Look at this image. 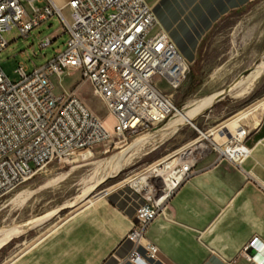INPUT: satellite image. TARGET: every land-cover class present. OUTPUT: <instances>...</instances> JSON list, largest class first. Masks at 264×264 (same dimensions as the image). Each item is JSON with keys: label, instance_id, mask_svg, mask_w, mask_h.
I'll list each match as a JSON object with an SVG mask.
<instances>
[{"label": "built area", "instance_id": "obj_1", "mask_svg": "<svg viewBox=\"0 0 264 264\" xmlns=\"http://www.w3.org/2000/svg\"><path fill=\"white\" fill-rule=\"evenodd\" d=\"M54 14L68 33L62 52L32 73L20 64L17 83L0 65V199L54 159L91 149L112 136L139 135L179 113L167 90L181 87L191 62L158 27L155 11L145 0H70L63 7L54 0H0V54L9 45L7 32L17 28L27 36ZM54 39L46 36L40 46ZM76 72L115 117L112 132L76 93L56 90L55 76ZM193 166L179 165L176 170L184 168L185 179ZM182 181L171 193L165 185L158 199L152 190L136 189L145 203L127 234L132 244L128 261L152 264L149 260L159 258L147 229Z\"/></svg>", "mask_w": 264, "mask_h": 264}, {"label": "rangeland", "instance_id": "obj_2", "mask_svg": "<svg viewBox=\"0 0 264 264\" xmlns=\"http://www.w3.org/2000/svg\"><path fill=\"white\" fill-rule=\"evenodd\" d=\"M46 36L55 37L54 42L41 47ZM6 38L9 45L0 54V65L11 82L17 83L21 80V75L17 72L20 64L27 68V73H32L36 67L65 49L68 33L62 19L54 14L32 29L29 35L22 36L17 28H13L6 33ZM263 61L264 0H255L246 8L229 13L215 24L201 43L196 61L191 62L187 80L177 90H167L173 93L179 112L189 109L194 101L227 90L212 107L175 131L165 130L170 120L168 119L139 135L112 136L97 143L91 148L93 156L88 159H82L81 153L54 159L0 199L1 240L6 237L10 228L32 222L29 228L13 235L0 249V264L15 258L32 243L34 245L13 264L39 262L46 252L61 245L63 238L66 241L70 238V232L80 217L78 212L83 207L96 204L105 192L113 188L121 185L131 187L132 185L121 181L198 137L199 142L179 150L167 160L172 165L169 169L148 178L155 185L150 193L153 198L158 199L162 195L164 178L179 165H194L193 171L197 165H207L213 160L231 161L221 155L219 148L222 143L217 131L207 138L201 137V134L216 128L239 110L264 99V72L250 90L247 84L249 75ZM54 82L58 92L76 93L95 115L104 120L109 131H113L115 117L108 112L100 97L94 94L92 85L80 78L79 72L55 76ZM161 85L166 86L164 82ZM178 115L179 113L174 115V118ZM138 136L147 138L143 143L132 145ZM118 154L120 163L127 161L126 166L119 171L115 161L101 165L97 163L98 160ZM106 175L112 177L99 183ZM86 195L96 197L93 204L87 205L86 200H82ZM71 216L74 217L66 220Z\"/></svg>", "mask_w": 264, "mask_h": 264}, {"label": "crops", "instance_id": "obj_3", "mask_svg": "<svg viewBox=\"0 0 264 264\" xmlns=\"http://www.w3.org/2000/svg\"><path fill=\"white\" fill-rule=\"evenodd\" d=\"M54 1L63 7L70 0ZM145 1L155 11L158 27L195 62L215 24L255 0ZM258 102L219 124L226 121L222 127L236 125L243 133L241 143L249 149L243 161L197 165L149 224L147 238L159 248L152 264H264V104L252 107ZM144 203L132 186L105 192L99 202L78 212L70 238L34 264H135L127 260L132 250L127 234Z\"/></svg>", "mask_w": 264, "mask_h": 264}, {"label": "bare ground", "instance_id": "obj_4", "mask_svg": "<svg viewBox=\"0 0 264 264\" xmlns=\"http://www.w3.org/2000/svg\"><path fill=\"white\" fill-rule=\"evenodd\" d=\"M263 72H264V61L261 62L259 65H257V67L249 75V80H248V83H247L248 84V88H249L248 90H250V88L253 85H255L254 83L257 80H259V78L263 74ZM226 91L227 90H222V91L216 92V93H214V94H212V95H210V96H208L206 98H203L201 100L194 101L193 103H191V106H190L189 109H187V110H185L183 112H179L178 117L174 118V116H173V118H171L169 120V122L167 123V125L165 127V130L175 131V130H177L179 128V126L185 124L186 122H190L191 123L193 119H195L198 116H200L206 109H209L210 107H212L214 105V103L219 101V99L222 98V96L225 94ZM261 104H264V99L260 100L256 105H254L252 107L253 108L257 107L258 108L259 105H261ZM236 118H239V117L236 115ZM225 122H224V124L219 125L216 128H212V129L208 130L207 132H202L201 137H206L207 138V137H209L212 134H216V131H217L218 132L217 135L219 136V138L221 140V143H222V146L219 148L220 152L224 156H226L227 158H229L232 161H234L235 163L241 162V161H243L244 157H246L248 155V153H249V149L244 147L243 144L241 143V140L243 139V133L240 131L239 127H237L236 125H233L230 128L222 127V126L226 125ZM234 122H236V121H234ZM232 124H233V122H232ZM223 128L228 130L230 133H232V137L231 138H229L228 135L225 134V131L223 130ZM138 137L139 138H137L132 145H137L138 143H143V141L147 138L145 136H141V137L138 136ZM199 141H200V137H198L195 140H193L192 142L186 144L181 149H178L175 152L169 154L168 156L156 161L155 163H153L149 167L143 169L142 171H140V172H138V173H136V174H134L132 176H129V177L125 178L123 181H121V183H125V184L128 183V184L134 186L137 190H141V189L145 188L147 190H152L153 191L155 185H154L153 182H149L148 178L149 177H155V176L161 174L162 172H164L165 170L169 169L172 165L170 164V162L167 163V160L174 153L178 152L179 150L181 151V150H183V149H185V148H187V147H189V146H191L194 143H197ZM79 153H81L80 156L82 157V159H88V158L93 156V153H92L91 149H87V150H83V151H77V152H75L73 154H79ZM72 155H70L69 157H72ZM119 158H120V154L114 155V156H112V157H110L108 159L98 160L97 163L101 165L104 162L115 161L117 167L119 168L118 169V171H119V170L123 169L124 166H126L125 164L127 163V161L123 162V163H120L119 162ZM185 165H190V164L189 163L183 164V166H185ZM176 169L177 168L173 169L164 178L165 185L167 186L166 193H171L175 189L176 185L180 181H182V179H184V174H185L184 173V168H182V170H176ZM108 177H112V175L111 176L110 175L109 176H107V175L104 176L100 180L99 183L103 182ZM100 197H101V195H100ZM83 199L86 200V203L88 205V204H93L94 201L96 200V197L95 196H87L86 195L84 198H82V200ZM31 225H32V222H29V223L20 224V225H17V226H14V227L10 228L6 232V234L4 233L6 235V237H4L2 240L0 239L1 240L0 241V249L5 244H7L9 242V240L11 239V237L13 235H16V234L20 233L23 229H25V228L27 229ZM33 245H34L33 243L30 244L23 251H21V253L19 255H17L15 258L9 259L6 262H4L3 264H13L14 261L19 256H21L23 253H25V251L29 250Z\"/></svg>", "mask_w": 264, "mask_h": 264}]
</instances>
